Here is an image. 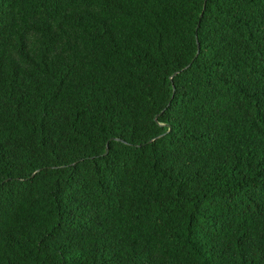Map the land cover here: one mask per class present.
<instances>
[{"label": "trees", "instance_id": "obj_1", "mask_svg": "<svg viewBox=\"0 0 264 264\" xmlns=\"http://www.w3.org/2000/svg\"><path fill=\"white\" fill-rule=\"evenodd\" d=\"M0 264H264V0H0Z\"/></svg>", "mask_w": 264, "mask_h": 264}, {"label": "water", "instance_id": "obj_2", "mask_svg": "<svg viewBox=\"0 0 264 264\" xmlns=\"http://www.w3.org/2000/svg\"><path fill=\"white\" fill-rule=\"evenodd\" d=\"M106 152H107V147H106Z\"/></svg>", "mask_w": 264, "mask_h": 264}]
</instances>
